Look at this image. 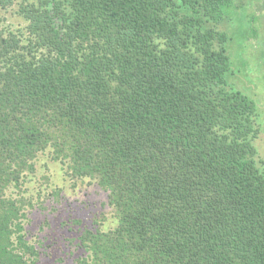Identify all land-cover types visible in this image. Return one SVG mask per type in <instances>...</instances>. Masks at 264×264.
I'll return each mask as SVG.
<instances>
[{
	"label": "trees",
	"instance_id": "16d2710c",
	"mask_svg": "<svg viewBox=\"0 0 264 264\" xmlns=\"http://www.w3.org/2000/svg\"><path fill=\"white\" fill-rule=\"evenodd\" d=\"M233 2L264 13V0H0V264L41 259L27 231L41 155L107 196V214L73 221L72 264H264L259 113L228 83L219 28Z\"/></svg>",
	"mask_w": 264,
	"mask_h": 264
},
{
	"label": "rangeland",
	"instance_id": "374dc122",
	"mask_svg": "<svg viewBox=\"0 0 264 264\" xmlns=\"http://www.w3.org/2000/svg\"><path fill=\"white\" fill-rule=\"evenodd\" d=\"M238 6L236 8L233 2L229 10L231 17L219 27L230 38L227 47L232 71L227 80L231 87L248 95L256 104L261 126L256 146L264 158V13L256 14L254 19V9ZM253 29L257 30L256 37ZM73 184L59 163L48 155L40 156L36 175L29 186L35 200L42 193V207L29 212L27 224L29 240L37 243L42 253L38 264H72L73 245L69 244V238L79 229L73 221L92 225L94 219L108 213L107 196L99 186L88 182ZM56 188L62 190L60 196H48ZM111 224L112 220L106 223L107 226Z\"/></svg>",
	"mask_w": 264,
	"mask_h": 264
}]
</instances>
